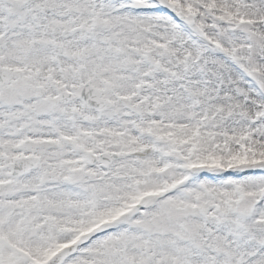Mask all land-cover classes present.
I'll list each match as a JSON object with an SVG mask.
<instances>
[{
    "label": "snow or ice",
    "instance_id": "obj_1",
    "mask_svg": "<svg viewBox=\"0 0 264 264\" xmlns=\"http://www.w3.org/2000/svg\"><path fill=\"white\" fill-rule=\"evenodd\" d=\"M0 264H264V0H0Z\"/></svg>",
    "mask_w": 264,
    "mask_h": 264
}]
</instances>
